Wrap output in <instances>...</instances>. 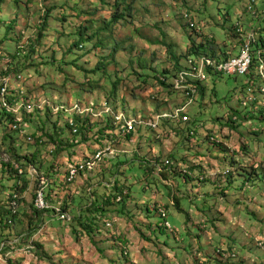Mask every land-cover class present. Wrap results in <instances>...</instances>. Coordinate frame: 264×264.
<instances>
[{
	"label": "clouds",
	"instance_id": "obj_1",
	"mask_svg": "<svg viewBox=\"0 0 264 264\" xmlns=\"http://www.w3.org/2000/svg\"><path fill=\"white\" fill-rule=\"evenodd\" d=\"M0 264H264V0H0Z\"/></svg>",
	"mask_w": 264,
	"mask_h": 264
},
{
	"label": "rangeland",
	"instance_id": "obj_2",
	"mask_svg": "<svg viewBox=\"0 0 264 264\" xmlns=\"http://www.w3.org/2000/svg\"><path fill=\"white\" fill-rule=\"evenodd\" d=\"M161 191H163V192H165V194H167V191H168L167 187L162 185L161 186ZM169 223H171V224H173V225H175L177 227L180 226V222L178 220L174 219V218H169Z\"/></svg>",
	"mask_w": 264,
	"mask_h": 264
},
{
	"label": "trees",
	"instance_id": "obj_3",
	"mask_svg": "<svg viewBox=\"0 0 264 264\" xmlns=\"http://www.w3.org/2000/svg\"><path fill=\"white\" fill-rule=\"evenodd\" d=\"M149 227H151V226H149Z\"/></svg>",
	"mask_w": 264,
	"mask_h": 264
}]
</instances>
